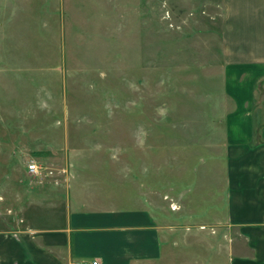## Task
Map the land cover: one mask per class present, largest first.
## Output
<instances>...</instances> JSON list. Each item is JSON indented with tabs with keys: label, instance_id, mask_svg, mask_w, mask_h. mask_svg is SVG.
<instances>
[{
	"label": "rangeland",
	"instance_id": "1",
	"mask_svg": "<svg viewBox=\"0 0 264 264\" xmlns=\"http://www.w3.org/2000/svg\"><path fill=\"white\" fill-rule=\"evenodd\" d=\"M6 15L0 6V21ZM30 17L32 69L0 75V232L27 247L24 233H37L25 217L40 190L56 205L38 204L34 225L55 223L70 190L52 182L68 157L70 173L99 179L121 209L144 203L171 223L209 227L226 208L228 130L264 143V75L250 95L261 69L225 65L222 0H33ZM31 160L58 174L39 182Z\"/></svg>",
	"mask_w": 264,
	"mask_h": 264
},
{
	"label": "crops",
	"instance_id": "2",
	"mask_svg": "<svg viewBox=\"0 0 264 264\" xmlns=\"http://www.w3.org/2000/svg\"><path fill=\"white\" fill-rule=\"evenodd\" d=\"M222 2L223 60L230 69H261L259 73L254 71L247 83L252 95L254 81L264 75V0ZM32 4L33 0H0L7 13L5 17L9 16L0 21V36L11 44H0V75L33 67L32 54L36 52L31 45V27L35 23L30 17ZM42 27L47 28L48 22H43ZM250 138L249 132L242 140L234 141L232 131L228 130L226 208L222 214L211 210L213 222L209 227L203 222L171 223L144 203L121 209L105 199L99 179L78 180L77 173H70L69 166L74 165L66 158L62 168L67 172L62 181H51L54 186L65 184L70 190V198L59 214L51 212L57 214L55 223L46 227L34 225V215L43 206L38 204L56 205L52 191L40 190L38 198L30 200V214L25 217L27 228L37 234L24 233L28 240L25 249L21 239L6 238L0 232V264H6L7 239H13L16 245L12 264H87L95 258L102 264H264V143L250 144ZM182 209L180 206L173 211ZM188 211L192 213L194 209ZM233 228L238 237H234ZM35 236L40 237L42 244L59 246L66 252L56 255L42 250L35 243Z\"/></svg>",
	"mask_w": 264,
	"mask_h": 264
},
{
	"label": "built area",
	"instance_id": "3",
	"mask_svg": "<svg viewBox=\"0 0 264 264\" xmlns=\"http://www.w3.org/2000/svg\"><path fill=\"white\" fill-rule=\"evenodd\" d=\"M28 173L33 176V178L39 179V182H46L49 178L55 177L58 173L55 172L54 168H51L37 160H31L26 164ZM62 173H66V168H61ZM87 264H102L99 258L93 259Z\"/></svg>",
	"mask_w": 264,
	"mask_h": 264
}]
</instances>
